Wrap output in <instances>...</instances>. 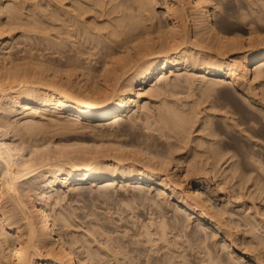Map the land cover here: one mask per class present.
I'll return each instance as SVG.
<instances>
[{"label":"bare ground","instance_id":"obj_1","mask_svg":"<svg viewBox=\"0 0 264 264\" xmlns=\"http://www.w3.org/2000/svg\"><path fill=\"white\" fill-rule=\"evenodd\" d=\"M27 1L0 0V264H264L261 180L243 207V185L212 182L230 139L242 157L227 175L264 174V34L242 24L264 25V0H239L238 20L233 0ZM18 28L36 53L10 47ZM217 85L234 104H210L189 146ZM85 128L105 138L80 139ZM88 191L149 214L127 204L115 224V207L72 202Z\"/></svg>","mask_w":264,"mask_h":264},{"label":"rangeland","instance_id":"obj_2","mask_svg":"<svg viewBox=\"0 0 264 264\" xmlns=\"http://www.w3.org/2000/svg\"><path fill=\"white\" fill-rule=\"evenodd\" d=\"M6 1H8V0H6ZM29 1L32 2L31 0H28L27 3H26V6L29 7V6L32 5V6H31V9H29V10L32 11L33 8L35 7V4H34V2L30 3ZM33 1H35V0H33ZM39 1H40V0H39ZM44 2H45V3H44ZM6 3H7V2H6ZM28 3H29V4H28ZM35 3H36V6H37V4H39V3H40V4H43V5L45 6L46 3H47V0H45V1L41 0L39 3H38V0H37V2L35 1ZM33 4H34V5H33ZM159 8L161 9V7H158V10H160ZM231 8H232V10H231L232 16L235 15V16L232 17V18H234V19L237 18L238 15H240V13L242 14V13H243L242 11L245 12V9L242 8V7L240 6L239 0H233L232 3H231ZM241 8H242L243 10H242ZM27 9H28V8H27ZM29 10H28V11H29ZM212 10H213V9H212ZM212 10H211V11H212ZM239 12H240V13H239ZM243 14H244V13H243ZM249 15H251V14H249ZM245 17H247V16H245ZM249 17H251V16H249ZM238 18H239V17H238ZM238 18H237V20H238ZM247 18H248V17H247ZM246 20H247V19H246ZM246 20H245V21H246ZM248 20H249V19H248ZM248 20H247L246 22H244L243 19H242V24L247 25V26H246L247 29L249 28V25H250V27H251V26H255V27H257V29L259 28V29H258V32L261 31V33L264 34V25H263V24H261V26L259 27V26H257V25H258L257 23H252V24H251L250 21H248ZM247 23H248V24H247ZM263 23H264V21H263ZM254 24H255V25H254ZM21 28H23V27H21ZM20 31H21V32H22V31H25V32L22 34V33H20ZM27 31H28V29H27V30H24V29L21 30L20 28H18V29H16V31H15V30L13 31V34L11 35V37H10V36L8 37V38H10L9 40L12 41V42H11L12 45H11V43H10V47H11V46L13 47V48H12V47H11V48L13 49V51H15V53H16L17 51H20V50H21L20 48H24V46H26V45L29 46V49H28V47H26V48L28 49V51H27V49L25 50V48H24V50L22 49V50H23L22 53H26V52H24V51H27V53H28V52L31 53L32 49H30V47H31V48H33V47L36 48V49H33V51H34V53L37 52L38 47H35V46H37L36 39L34 38V39H35V40H34L33 37H31L32 34H33V31H31L32 33L30 32V30L28 31V33H27ZM262 31H263V32H262ZM26 33H27L28 35L31 33V34H30L31 36L29 37ZM20 34H21V36H20ZM25 34H26V36H25ZM34 34H35V32H34ZM22 35L25 36V39H22ZM27 36H28L29 38L32 39V40L29 39V40H31L30 43L27 42V41H29L28 38L26 39ZM33 36H35V35H33ZM13 37H14V39H11V38H13ZM23 38H24V37H23ZM21 40H22V41L27 40V41H26L27 43H26V42H22ZM32 41H33L34 44L32 43ZM34 41H35V42H34ZM16 42H17V43H16ZM18 43H19L20 45H19ZM28 43H29L30 45H28ZM31 43H32L33 45H32ZM35 44H36V45H35ZM42 45H44V44H42ZM19 46H20V48H19ZM14 47H15V48H14ZM17 48H19V49H17ZM15 49H17V50H15ZM22 50H21V51H22ZM21 51H20V52H21ZM33 51H32V53H33ZM47 51L49 52L48 49H47ZM18 53H19V52H18ZM22 53H19V54H22ZM49 53H50V52H49ZM49 53L47 54L48 56L51 55V54H49ZM54 55H55V54H54ZM192 75H194V74H192ZM252 78H253V77H252ZM153 81H155V77H154ZM198 81H199V80H198ZM198 81L196 80V82H198ZM256 82H257L258 84H257ZM251 84H252L251 87H253V88L256 87V89H253V88H252V89H250V90H251V92H253V93L255 92V94H256V93H259V95H258V94L255 95V96L258 98L260 95H262V92H263V90H262V88H261V84H259V82H258L257 80L254 81V82L251 83ZM150 85H151V83H148V84L146 85L147 88H149ZM253 85H254L255 87H254ZM217 86H218L217 89L214 88V89H213L214 91H213V90L211 91L212 94L210 95L211 97H210V96L208 97L209 100L203 101V102H201V104H200V107L202 108V110H201V112H200V114H201L200 117H203V119L199 120V119H200V118H199V119H198L199 121H198V122L196 121L197 123H196V122L194 123V126H195V127L192 125L193 127L190 128V130H192V134H190V136L194 139V141H193V139L190 137V139H192V140H191L192 142H191V141L189 142V143H190L189 146H193L194 144L196 145V144H198V142L201 143L200 141H202V136L199 135L200 132H201V134L207 133V130H206V129H205V131H204V129H203V122H201V121H203L204 118L206 117V116H205V115H206L205 112H206V113L208 112L206 109H207V107H208V108L210 107V104H216V105L218 106V107H217V110H219V109H218V108H219V105H223V104H226V108H230V109H231V104H232L233 102H231V99H230L229 97H227V94H225V93L223 92L224 90L221 89V87L223 88V86H221V85H217ZM195 88H196V87H195ZM260 89H261L262 91H261ZM197 90H198V87H197ZM255 90H256V91H255ZM259 91H260V92H259ZM182 92H183V91H182ZM260 93H261V94H260ZM181 94H182V93H181ZM224 94H225L226 96H225ZM182 95H183V97H184V95H185V91H184V94H182ZM257 95H258V96H257ZM186 96L189 97V95H187V91H186ZM196 96H197V95H196ZM171 97H172V96H171ZM188 97H187V98H188ZM203 97H205V95H204ZM185 98H186V97H184V98H182V99L185 100ZM191 98H192V96H191L190 98H188V99H191ZM205 98H206V97H205ZM154 99H155V100H154ZM154 99H153V98H149V100H150L151 102L154 101V102H152V104H153L154 107H156L157 104H158V102H159V100H158L156 97H155ZM156 101H158V102H156ZM208 101H209V102H208ZM202 103H203L204 105H203ZM206 103H207V105L209 104V106H207ZM233 104H234V103H233ZM203 106H205L206 108H204ZM208 110H209V109H208ZM222 110H223V109H222ZM203 111H204V112H203ZM211 111H212V110H211ZM202 112H203V113H202ZM221 112H222V111H221V109H220V112H219L218 114H216V116L223 117L224 114H222ZM229 113H231V115H230ZM229 113H227L228 115H230V118H229V119H231V118H232V119H233V118H234V119H237V117H233V116H237L238 113H232V112H229ZM203 114H204V115H203ZM221 115H222V116H221ZM232 115H233V116H232ZM231 116H232V117H231ZM227 117H228V116H227ZM263 118H264V117H263ZM260 120L262 121L263 119H260ZM262 122H263V121H262ZM199 123H200V124H199ZM201 123H202V124H201ZM125 124H126V122H125ZM195 124H196L197 126H196ZM254 125H256V126L254 127L255 131H257V132L260 134V136H262L261 134H263V132H264V128H261V122H259V123H257V124H254ZM198 126H199V127H198ZM124 127H125V126H124ZM118 128H119V126L117 127V129H118ZM87 129H88V128L82 129L81 133L79 132L80 135H78V136L81 137L80 139H86V140H90V139H91V140H97V141H98V140H101L103 137L105 138V135L102 134V135H103V136H102V135L100 134V135L102 136V137L100 138V136L98 135V133H96V132H94V131H93V133H90L89 131H91V130L89 129V131H88ZM193 129H194V130H193ZM197 129H200V130H202L203 132H202V131H199V130H197ZM195 130H196L197 132H196ZM198 131H199V132H198ZM193 132H194V133H193ZM94 133L97 134L98 136H97V135H94ZM195 133H196V134H195ZM92 134H93V135H92ZM94 136H95V137H94ZM194 136H195V137H194ZM198 136H199L200 141H199V139H198ZM221 136H226V135H221ZM96 137H99L100 139H99V138H96ZM106 137H107V136H106ZM195 139H196V140H195ZM197 140H198V141H197ZM255 140H256V139H255ZM261 140H264L263 137H260L259 139H257V142H258V141L260 142ZM251 141H253V139H251ZM191 144H192V145H191ZM235 144H237V143H236L234 140H231V139H230V146L227 148L228 153L225 154L224 158H225L226 156L228 157V155H229V157H228V158L226 157V159L223 158V159L221 160L220 164H219V166H221V168L219 167L221 170L219 169V171L217 172V175L220 174V176H217V175H216L217 177L215 176L216 178L213 179V177H214V172H211L212 179H213L212 182H213V185H218L219 182H220V183L223 182V183L220 184V185L222 186L224 183L226 184V181H225V180H227V179L229 180V179H230V181L227 180V181H228V182H227V185L224 184V186L226 187L227 190H228V189L230 190L231 187H232V186H229L230 183H238V185H241V186H242V185H243V186L246 185V187H247V186H248V187L246 188V187H243V186H242V188H243L242 191H243L244 194H245V193L247 194V197H249L250 195H252L251 192H254V191L257 190L258 187H256V183H258L259 180H261V181L257 184V185L259 186V184L261 183L260 186H259V188L261 187V185L264 184V182H263V181H264V174H263L264 172L262 173L263 175L259 176L261 172L259 173V171H257V170H255L256 172H255L254 170H251V171H253V172L256 173V174L254 173V175H252L251 178H252V177L254 178V176H256V177H255L254 179H252V180H251V179H250V180L247 179V180H246V181L248 182L247 184L245 183L246 181H245L244 183H241V184H240V182H239L240 180H239L238 174H236V176H235V174H233L232 172L230 173V171H229L230 176L233 177L234 179L230 178V176L227 175L228 171L225 172V170H227V169H225V168H228V169H229L228 166H230V165L232 166V164H231L232 162L239 161V158L241 159V157H242V156L236 151L235 147H231L232 145H235ZM198 145H199V144H198ZM199 146H201V145H199ZM199 146H198V147H199ZM228 149H229V150H228ZM192 151H193V150L191 149V151L189 152V150H187V148H186V150H185V149H184L183 151L180 150L179 152H183V154L187 152V153L185 154V155H186L185 157L188 156V158H191V157L193 156V154H192L193 152H192ZM229 151H232V152L229 153ZM191 152H192V153H191ZM233 153H235V154H233ZM187 154H188V155H187ZM191 154H192V156H191ZM232 155H234V156L232 157ZM189 156H190V157H189ZM229 158H231V159H229ZM232 158H233V160H232ZM235 158H236V159H235ZM227 159H228V161H227ZM235 160H236V161H235ZM224 161H225V162H224ZM226 161H227L228 163H227ZM223 163H224V164H223ZM225 163H226L227 165H226ZM229 163H230V164H229ZM183 164H185V162H184ZM221 164H223V166H226V167H223ZM231 166H230V167H231ZM222 168H223V169H222ZM240 170H242V168L239 166L238 169H237V171H236V173L240 172ZM180 171H181V170H180ZM221 171H222V172H221ZM248 171L251 173L250 170H246V172H248ZM181 172H184V169H182ZM224 172H225V173H224ZM257 172H258V173H257ZM212 173H213V174H212ZM221 173H222V175H223V173L225 174V176L223 175L225 178L221 176ZM250 173H249V174H250ZM249 174H248V176H249ZM226 175H227L228 177H227ZM232 175H234V176H232ZM258 176H259V177H258ZM218 177H219V178H218ZM220 177H222V178H220ZM236 177H237V179H236ZM245 177H247V175H245ZM247 178H248V177H247ZM249 178H250V176H249ZM217 180H218V181H217ZM219 180H220V181H219ZM221 180H222V181H221ZM233 180H236L237 182H234ZM256 180H258V181H256ZM215 181L218 182V184H217ZM224 181H225V182H224ZM231 181H232V182H231ZM249 181H250V182H249ZM254 181H256V182H254ZM252 182H253V184L255 183L254 186L256 187V189H255L253 186H250V185H252ZM262 182H263V183H262ZM236 185H237V184H235V186H236ZM249 186H250V187H249ZM117 187L119 188L120 185H118ZM239 187H240V186H239ZM251 187H253V188H251ZM263 187H264V185L261 187V189H263ZM245 188H246V190H245ZM250 188H251L253 191H252V190L250 191V190H249ZM259 188H258V190L256 191V194H255V192H254L255 195H253V199H254L255 201L252 199L251 196H250L251 198L249 197V199H250V200H249L247 197H245V196H246V194H245V196H244V195H243V196H244L247 200H246L245 198H243V196H242V198H241V201H239V198H238V199H237L238 202H236V203H237V206L239 207V206L242 205V207H243V204L246 203L247 201H248V202H247L246 204H244V205H248V204L250 205V204H252L253 201H254L258 206L261 204L259 207L264 208V206H263V205H264V197H261V198H260L261 195H262V196L264 195V189H263V193H262V191H261ZM234 189H235V188H232V190H230V191H232V192L235 193L236 190H234ZM248 190H249V191H248ZM245 191H246V192H245ZM247 191L250 192V194L247 193ZM260 191H261V193H260ZM248 194H249V195H248ZM115 195H116V194H115ZM115 195H114L112 198H110V199H109V198H105V197H103V196L96 198V196L94 197L93 195L90 194V191H88V192L86 193V196H87V198H86L87 200H86V201L80 200V201L78 202L76 199H74L72 202H73L76 206H77V205H80L79 203H82V204L84 203V204H86L85 207H84V206L82 207V208L85 209V210H88V209H96V210H98V211H107V212H109V214H111V210H110V208H111V207H112V208L115 207V208L112 210V213H113V212H116V213H117V214L114 213L115 215L113 214V215H114L115 222H116L115 224H117V223L119 224V222H121V221L123 220V219L121 220V219L118 218L119 215H121V214L123 213L124 215H121L120 218L123 217V216L126 217V216H128V215L131 214V212H132L131 210H134V212L132 213V215H133L134 213L138 212V211H142V212H144V213H146V214H149L148 211H150V209H149L147 206H144V205L141 204L143 208H142L141 206H140V207H141V208H140V207H138L137 202H135V203L132 202V204L126 202L125 205H122V204H124L125 201L122 202V200H118V199L116 198ZM256 195H257V196L260 195V196H259V197H255ZM94 198H95V199H94ZM257 198H258V199H257ZM103 199H104V200H103ZM256 199H257V200H256ZM101 200H102V202L104 201V203H101ZM243 200H245L246 202H244ZM251 200H253V201H251ZM260 200H261V201H260ZM262 200H263V201H262ZM81 201H82V202H81ZM118 201H119V202H118ZM219 201H220V199H217V197H216V202H219ZM256 201H257V202H256ZM121 202H122V203H121ZM91 203H93V205H94V203H95V205H96L97 207H95V205L92 206ZM259 203H260V204H259ZM74 204H73V205H74ZM98 204H99V205H98ZM100 204H101V205H100ZM104 204H105V205H104ZM109 204H111L112 206L109 205ZM120 204H121V205H120ZM127 204L130 205V206H129V207H130V210H129V207H126ZM220 204H222V202H221ZM108 205H109L110 207H109ZM113 205H114V206H113ZM115 205H117V206H115ZM128 205H127V206H128ZM132 206H134V208H135V209L137 208V209H136V210L133 209ZM136 206H137V207H136ZM93 207H94V208H93ZM99 207H100V208H99ZM103 207H104V208H103ZM116 207H117V208H116ZM118 207H119V211H121V212H120L121 214H120V213L118 214V212H119V211H118ZM120 207H121V208H120ZM124 208H125V209H124ZM139 208H140V209H139ZM144 208H147V209H144ZM104 209H105V210H104ZM106 209H107V210H106ZM115 209H117V210L115 211ZM126 209H128V210L130 211V214H129V211H127ZM143 209H144V210H143ZM148 209H149V210H148ZM78 210H80V208H78ZM124 210H126V211L124 212ZM145 210H146V211H145ZM246 210H248V209H246ZM246 210H245V212H247ZM260 210L263 211L264 209H263V210L260 209ZM122 211H123V212H122ZM135 211H136V212H135ZM127 214H128V215H127ZM117 216H118V217H117ZM116 219H118V220H116ZM119 220H121V221H119ZM118 221H119V222H118ZM263 223H264V219H263ZM120 228H121V227H120ZM120 228L118 229V230H120L119 232H121L122 230H124V227H123V226H122V230H121ZM122 233L124 234L125 232L123 231V232H121V233H118V232L114 231L110 236L107 237V239H106V236H107V235H106V236L104 235V236L101 237L100 239H101L102 242H105V243L108 241L107 244H113V242H115V241H112V240H114V238L116 237V235H120V234H122ZM243 233H244V232H242V231H240V233H239V234H241V235L239 236L241 239H243V237H244V234H243ZM112 235H113V237H112ZM114 236H115V237H114ZM105 239H106V241H105ZM110 241H112V242H110ZM142 244H143V243H142ZM142 244H141V245H142ZM149 244H150V243H146V246L148 247ZM141 245H140V247H141ZM146 246H145V247H146ZM110 257H111V256H110ZM112 258H113V257L110 258L112 261L110 260L111 262H110V261H109V262L112 263V264H113V263L116 264L117 261H115V258H114V259H112ZM113 260H114L115 262H114Z\"/></svg>","mask_w":264,"mask_h":264}]
</instances>
